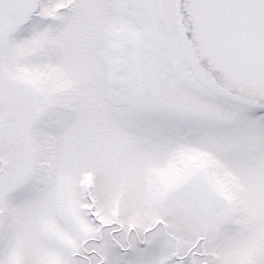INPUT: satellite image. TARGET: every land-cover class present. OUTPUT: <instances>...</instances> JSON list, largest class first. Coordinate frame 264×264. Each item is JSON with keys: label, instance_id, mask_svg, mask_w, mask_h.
Instances as JSON below:
<instances>
[{"label": "snow or ice", "instance_id": "snow-or-ice-1", "mask_svg": "<svg viewBox=\"0 0 264 264\" xmlns=\"http://www.w3.org/2000/svg\"><path fill=\"white\" fill-rule=\"evenodd\" d=\"M0 264H264V0H0Z\"/></svg>", "mask_w": 264, "mask_h": 264}]
</instances>
